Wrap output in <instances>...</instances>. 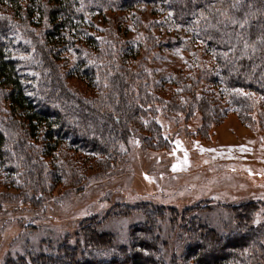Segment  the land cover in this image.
<instances>
[{
    "label": "trees",
    "instance_id": "16d2710c",
    "mask_svg": "<svg viewBox=\"0 0 264 264\" xmlns=\"http://www.w3.org/2000/svg\"><path fill=\"white\" fill-rule=\"evenodd\" d=\"M143 7H151L154 16L165 15L162 23L185 36L123 40L101 27L106 19L119 35L121 14L132 13L139 23L137 12ZM198 43V51L189 46ZM175 45L193 50L196 62L186 61L189 71L209 83L218 99L198 97L199 82L189 76L153 79L144 68L136 69L142 51L154 54L156 48ZM142 59L148 60L146 55ZM73 78L85 82L90 93L74 90ZM254 95L264 97V0H0V171L9 187L24 189L22 201L37 204L41 196L28 189L41 193L49 183L60 185L70 172L71 186L80 187L78 168L56 161L59 150L86 155L90 162L99 155L107 166L111 161L123 165L134 140L150 149L169 147L158 120L178 126L198 110L203 127L229 112L264 124V114L255 113L261 107ZM8 194L0 193V199ZM255 204L235 206V211L246 209L233 211L236 224L221 231L205 221L206 207L174 209L172 220L180 228L176 241H183V250L169 260L156 233L169 216L147 205L130 246L112 244L111 236L96 230L94 217L83 220L61 244H43L48 251L26 246V254L8 256L4 264H264V223H252ZM124 208L129 214L135 210ZM194 211L197 216L191 215ZM178 227L170 225L174 232Z\"/></svg>",
    "mask_w": 264,
    "mask_h": 264
},
{
    "label": "rangeland",
    "instance_id": "374dc122",
    "mask_svg": "<svg viewBox=\"0 0 264 264\" xmlns=\"http://www.w3.org/2000/svg\"><path fill=\"white\" fill-rule=\"evenodd\" d=\"M152 10L151 7L141 8L137 12L139 23L136 15L121 14L123 25L119 35L113 24V27H109L106 19L102 20L104 23L101 27L112 29L115 33L113 37L120 36L123 40L140 39L145 34H152L158 41L185 36V31L171 27L168 23L163 24L165 15L154 16ZM107 16L112 17L111 14ZM96 34L103 39V34ZM143 41L146 43L147 39ZM189 46L198 51L201 45ZM193 50L186 52L182 46L175 45L156 48L154 54L142 51L138 54V66L135 62L136 69L144 68L149 73L148 77L153 79L173 74L181 78L189 76L193 83L199 82L195 90L198 97L216 95L209 83L196 76L197 73L189 71L186 61L192 64L196 62ZM145 55L148 60L142 59ZM74 58L72 55L71 59ZM205 58L216 66L212 57ZM132 61L128 62L132 64ZM69 81L74 90L77 88L90 93L85 82L77 78ZM161 93L165 95L163 91ZM213 97L218 99L217 96ZM254 97L256 107H261L255 113L263 115L264 97ZM200 115L197 110L192 115L193 119L185 123L181 121L178 126L174 122L158 120L160 132L169 141V147L155 150L144 147L141 139L134 140L130 145L128 160L123 165L109 162L110 159L105 157L109 162L107 166L99 162L98 159L103 158L99 155L90 162V157L86 155L59 150L56 161L62 167L70 165L78 168L80 187L76 189L71 186L73 182L69 176L74 177V174L67 169L70 174L66 173L67 177L60 185L49 183V188L44 191L41 189V193L28 189L31 195L38 192V196H41V201L34 205L27 200L22 201L21 191L24 189L9 187L0 171V193H11L0 199V264H4L8 256L26 254V246L39 250L43 246L46 248L49 242L61 244L67 234H74L83 220L94 217L99 222L96 230L111 236L112 244L130 246L131 233L135 225L145 219L142 211L147 205L163 208L169 216L163 224L164 229L158 228L156 232L161 234L162 254L167 260L175 252L183 250V241H176L180 238L177 235L180 228L172 220L176 213L174 209L183 213L198 205L206 207L204 211L209 214V218L205 221L221 231L233 228L236 224L234 212L246 209L235 211V206L256 202L252 223L256 226L264 223L263 122L259 119L250 121L229 112L225 118L219 115L217 121L203 127ZM41 160L50 163L51 159H45L42 155ZM97 164H103L102 169ZM126 205L135 210L129 214V210L125 211ZM138 205H141L140 208ZM115 207L119 208L114 211ZM158 210L154 211L155 214L160 212ZM198 213L194 211L191 215L197 216ZM171 223L178 227L177 231H171Z\"/></svg>",
    "mask_w": 264,
    "mask_h": 264
}]
</instances>
